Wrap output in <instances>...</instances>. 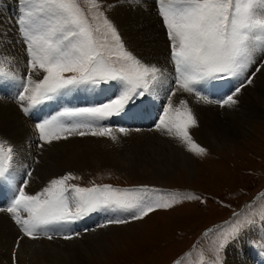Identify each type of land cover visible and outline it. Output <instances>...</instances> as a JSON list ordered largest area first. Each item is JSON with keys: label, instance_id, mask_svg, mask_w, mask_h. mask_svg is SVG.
<instances>
[{"label": "snow or ice", "instance_id": "6c2138e0", "mask_svg": "<svg viewBox=\"0 0 264 264\" xmlns=\"http://www.w3.org/2000/svg\"><path fill=\"white\" fill-rule=\"evenodd\" d=\"M89 3L97 13L95 21L83 14L77 0H23L17 25L27 50L28 76L20 82L22 90L16 97L23 113L28 114L42 104L72 95L80 89L94 92L108 85L119 89L105 102L64 106L54 115L39 120L35 124L38 148L75 135L85 137L90 134L115 141L117 137L111 135L112 127L105 126L106 122L126 114L137 98H147L162 80L161 68L144 63L128 50L117 26L104 14L99 0H89ZM157 3L160 6L158 15L169 41L170 59L177 73V87L170 90L154 129L160 130L163 125L171 134L174 128L176 138H187L200 154H207V148L190 136V127L198 126V121L189 102L180 99L179 105L186 107L181 110L177 106L175 115L169 114L173 97L181 90L194 94L197 102L214 103L221 108L238 104L239 94L264 68L261 64L252 75H245L256 63L255 53L264 51V15L258 14L264 7V0H157ZM41 70L43 78L33 80L32 76L40 74ZM5 77L15 79L13 72L0 67V81ZM236 78L242 79L229 94L219 99H210L198 90L205 85L213 87L217 81ZM29 82L35 87L30 88ZM82 128L91 129V132L78 131ZM119 131L124 133L127 129L120 127ZM8 153L7 156L0 154V186L7 183L15 194L7 209L0 211H7L23 235L31 239L39 238L38 234L42 233L51 240L54 238L49 234L52 226L68 225L101 210L119 214L101 225L104 227L139 221L156 210L172 207L162 197L154 195L162 193V189L150 185L132 189L114 188L110 184L82 187L68 183L70 178L79 179L71 172L50 179L40 191L30 194L26 188L33 171L28 170V178H23L17 185L10 173L11 147ZM122 192L139 194L124 196L120 195ZM188 198L199 200L190 195ZM21 211L23 215H20ZM234 215L237 216L235 221L217 237L213 264H225V250L246 231L256 226L264 227V211L258 218L240 219L239 214ZM79 235L62 233V238L71 240ZM21 239L23 237H18L17 247ZM260 254L264 255V242L260 244ZM16 259L17 254L13 251V264Z\"/></svg>", "mask_w": 264, "mask_h": 264}, {"label": "bare ground", "instance_id": "6f19581e", "mask_svg": "<svg viewBox=\"0 0 264 264\" xmlns=\"http://www.w3.org/2000/svg\"><path fill=\"white\" fill-rule=\"evenodd\" d=\"M109 1L112 3L110 19L117 26L125 45L147 64L156 65L162 69V80L154 92L150 93V98L159 100L155 104L157 108L153 111L151 120L147 119L145 112L142 113L143 116L135 118V113L131 111L130 115L129 113L123 115L124 117L128 115L127 121L118 116L107 121L105 126L112 127L111 135L117 137L115 141L109 137H93L90 134L85 137L75 135L67 140L62 139L59 142L45 144L43 149L38 148V146L34 147V144L30 142L33 139L38 141V136L30 129L29 122L35 125L39 120L50 117L51 114L53 115V110H59L58 102L57 100L51 101V114L48 109L40 106L28 114L21 111L16 97L18 92L22 90L20 82L28 76L26 62L28 57L27 50H25L26 48L22 43V36H19L18 28L14 26V20L18 19L16 11L18 13L24 5L23 2L17 3V8H19L17 9L11 0H5L4 7L0 8V67H3L6 71L13 72L15 75V79L5 77L3 81H0V84L3 85L0 86V154L7 156L9 154L8 148L11 147L13 149L12 155L15 160L13 162L14 170L11 172L17 185L24 177L28 178L25 176V171H33V175L29 178V185L26 188V191L30 194L40 191L50 179L64 175L70 168L76 169L92 165L96 166L97 164L110 165L116 167L118 171L130 172L134 177H140L144 184L147 182L163 184L162 181L170 174L173 175V172L181 171L183 174H192V170H195V168H192L195 162L190 158L191 156L188 152L190 147H193L191 141L187 140V138L184 140L176 138L174 128L171 134L164 130L163 125L160 130L154 129V124L159 121V115L162 113L164 102L167 101L169 90L172 89L170 82L176 80L172 61L167 64V58H165V54L170 51V47L162 20L158 15L160 6L157 0H154V3L149 0ZM6 3L13 8L11 11L13 17L10 20L7 19L8 15H5L7 13ZM261 10L264 11V7ZM258 14L263 15L262 13ZM262 52L258 50L255 53V61L263 55ZM255 67L256 63L251 65L247 72H255ZM42 78V70L40 74L32 76L33 80ZM254 80L257 83V91L250 86L243 90H248V94L246 92L243 93L246 95L243 99L247 100L245 102L240 101V104L245 103L246 108L244 107L243 109L246 111L243 113L241 111L242 114L240 115L232 109L227 111L224 108L221 110L222 108L216 107L214 103L207 105L204 102H197V105L192 108L195 111L194 115L198 114V126L190 127L189 129L192 140H195L200 145H220L223 146L222 148H227L231 142L225 140L228 134L227 131L235 136H244L251 124L248 123V120H243V116L256 118L257 113H259L257 105L260 106L258 104L259 100L264 96L262 93V91L264 92V68L255 75ZM166 83L169 84V88L163 86ZM29 87L32 88L35 85L29 82ZM16 89H18L17 92ZM178 93L181 94V97L187 95L184 91H179ZM93 103H96V101L91 104ZM202 103L206 105L205 110L200 108ZM68 104L69 106H87L86 104L70 102ZM177 106L173 105V107H170V115H175ZM178 107L183 110L186 106L180 105ZM219 112L221 115L226 113V119L219 118ZM141 118H143V121ZM167 118L166 115L165 119L167 120ZM120 127L126 128L127 131L121 133L119 131ZM80 130L91 132V129L88 128L78 129V131ZM63 135L66 134L63 133ZM119 143H123V147L116 146ZM120 150L129 151L125 153L118 152ZM3 185L9 187L7 183ZM14 194L12 190L7 202L0 200L1 209H7ZM20 215H23L22 211ZM100 215L102 213L98 216ZM114 215L119 214L105 211V217L100 220L91 216L93 219L89 218L86 222L94 225V227L92 229L86 228L87 231L84 229L82 219L66 225L65 227L69 226L75 230L76 232L74 233H80L78 237L71 240H63L60 236L61 226L54 225L49 233L54 235V238L49 240L42 233L38 234L39 238L37 239L24 236L19 226L11 218V215L6 211H0V264H13V251L17 254L16 264L86 263V260H83L86 252L90 251L94 246L100 248L105 245L107 240L104 234L107 230L106 226L101 227V225H106V221ZM94 220H96L95 223H93ZM77 225H80L87 234L78 232ZM18 237H23V239H21L17 247ZM233 248L229 251L226 264L239 263L235 258L231 257V255H238L239 252L238 250L234 251ZM95 250L93 248L89 255Z\"/></svg>", "mask_w": 264, "mask_h": 264}, {"label": "rangeland", "instance_id": "374dc122", "mask_svg": "<svg viewBox=\"0 0 264 264\" xmlns=\"http://www.w3.org/2000/svg\"><path fill=\"white\" fill-rule=\"evenodd\" d=\"M11 1L13 5H16V8L17 3L23 2V0ZM149 1L153 2L154 0ZM77 3L79 7L83 9V14L86 15L89 20L95 21L97 13L92 9L89 0H77ZM99 3L102 9H104V14L110 18L112 3L109 0H99ZM4 4L5 0H0V8H3ZM6 7L7 13L5 15H8L7 19L10 20L11 17H13V13L11 12L13 8L7 3ZM21 10L22 8H20V12L18 11V13L16 11L18 16ZM260 13L264 15L263 10H261ZM14 26L18 28L17 19L14 20ZM20 35L19 32V36ZM22 43L24 44V42ZM19 44L21 43L19 42ZM128 50L130 49L128 48ZM132 52L135 55V52ZM262 53L263 55L256 60V67L264 63V51ZM138 58L143 61L142 58ZM165 58H167V64L171 63L170 51H167ZM143 62L146 63L145 61ZM173 67L175 69L174 64ZM174 74L177 77L176 70ZM257 74L258 73H256V75ZM66 75L77 74L66 73ZM245 75L250 76L252 73L247 72ZM254 78L255 77H253V80ZM240 79L242 78L217 81L213 87L205 85L198 90L202 95L209 96L210 99H219L229 94ZM175 82L176 80L170 82V87L172 86V89L177 87ZM109 86L110 85L104 86L108 91H106L107 96L104 97V100L101 102H105L108 97L118 93V88ZM163 86L169 88L168 83L163 84ZM249 86L257 91V83L255 80ZM17 91L18 89H16V92ZM179 91L181 90H177V93ZM247 91L248 90L242 91V94H239V102L237 105L227 108L224 107L225 110L228 111L232 109L238 112L239 115L246 111L243 109L245 103L240 104V101L245 102L247 100L245 98L243 99V97L246 96L243 93L246 92V94H248ZM177 93L173 97V104L170 107H173V105L180 106V99L187 100L189 102L188 106L191 108L197 105L194 94L186 92L187 95L181 97V94ZM262 93L264 94L263 91ZM89 97L90 93L86 89H80L79 91H75L72 95L61 97L63 100L58 98L59 110H62L64 106H69L68 102L88 105L90 102L80 101L88 100ZM137 99L138 100L133 102L126 113L130 115L131 111H133L136 118L138 115L143 116L142 113L145 112L147 119L151 120V115L157 108L155 104L159 100L150 98V94L147 98ZM165 103H167V101H165L164 104ZM204 103L200 105L202 110L206 109ZM206 104L208 105V103ZM258 104H260V106L257 105L259 113H257L256 118H247L243 116V120H248V123L251 124L244 136H235L227 131L228 134L225 140L231 141L228 147L222 148L223 146L220 145H201L207 148V154H200L199 149L190 147L191 150L188 152L191 156L190 158L195 162L192 166V168H195V170H192L193 173L183 174L181 171L173 172V175L170 174L162 181L163 184H151L148 182L144 184V181L140 177L136 178L130 172L118 171L116 167L110 165L97 164L96 166L92 165L68 169L66 173L71 172L75 177H79V179L70 178L68 183L79 184L82 187L110 184L113 185L114 188L119 189H132L138 188L140 185H150L163 190L162 193L154 194L155 196L162 197L164 202L172 204V207L156 210L139 221L128 224L107 225L106 235L104 234L107 240L105 245L100 247L101 249L97 246L92 247L91 250H93V248L96 250L91 253V255H89L91 250L86 252L83 258L84 261L86 260V263L82 264H177V262L178 264H213V250L217 237L224 228L235 221L237 216L234 214H239L240 219L252 216L258 218L259 214L264 211V195L262 197L260 196V198H255L261 193L258 190L260 189L262 191L264 189V96L259 100ZM215 106L220 107L217 104ZM40 107L48 109L51 114V102L42 104ZM53 112L55 114L57 109H55V111L53 110ZM194 112L193 109V113ZM226 115V113L221 115L219 112L218 116L222 119L225 118ZM197 116L198 114H196V117ZM118 117L124 118V121L128 120V115L126 117L123 115ZM141 120L143 121V118H141ZM29 127L33 133L37 134L35 125L32 122H29ZM65 134L67 135V133ZM30 142L34 144V147L37 146L38 141L33 139ZM122 144L123 143H119L116 144V146L123 147ZM127 151L129 150H120L118 152L125 153ZM14 160L13 158L12 167L10 169L11 175L14 170ZM35 161L37 160L35 159ZM24 173H26V171ZM11 191V186H0V200L7 202ZM174 193H178V195L173 196ZM138 194L139 193L136 192L120 193V195L124 196H136ZM189 195L192 197H199V200L189 199ZM253 198H255L257 202L251 204ZM100 213H102V215L98 216ZM91 216L99 220L103 219L105 217V211L101 210L86 215L82 219L85 230L94 227V225L86 222V220L92 218ZM228 219L229 221H227ZM95 222L96 220L93 221V223ZM65 226L66 225L61 226V234L76 232L71 227ZM84 229H82L80 225H77L78 232L87 234ZM61 234L60 236L62 237ZM262 242H264V227H252L250 230L246 231L240 239L231 243L225 250V264L227 263L229 251H231L233 247L234 251L238 250L239 252L238 255H231V257L235 258L239 262L238 264H264V255L260 254V244ZM79 262L81 263V261Z\"/></svg>", "mask_w": 264, "mask_h": 264}, {"label": "trees", "instance_id": "16d2710c", "mask_svg": "<svg viewBox=\"0 0 264 264\" xmlns=\"http://www.w3.org/2000/svg\"><path fill=\"white\" fill-rule=\"evenodd\" d=\"M263 185H264V184H263ZM259 190H260V189H259ZM259 190H258V191H259Z\"/></svg>", "mask_w": 264, "mask_h": 264}]
</instances>
